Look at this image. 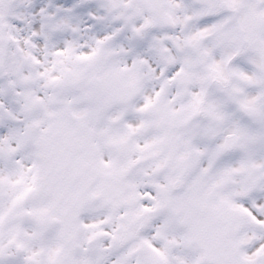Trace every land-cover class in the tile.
Wrapping results in <instances>:
<instances>
[{
    "label": "rangeland",
    "instance_id": "rangeland-1",
    "mask_svg": "<svg viewBox=\"0 0 264 264\" xmlns=\"http://www.w3.org/2000/svg\"><path fill=\"white\" fill-rule=\"evenodd\" d=\"M148 22L161 27L146 31ZM165 37L192 41L196 57L180 49L184 62ZM204 62L207 87L186 90L183 109L202 113L182 120L164 108L167 92L183 81L176 70L189 65L197 78ZM228 132L238 143L225 149ZM148 149L157 165L167 149L180 164L174 177L190 164L194 206L190 231L158 214L134 251L133 234L126 238L121 219L102 207L103 194L147 172L166 184L168 171L139 166ZM58 184L62 204L78 199L88 209L67 232L59 219L70 210L55 209ZM201 191L220 228L210 229L214 250L202 252L193 243L200 231H192ZM44 209L48 221L30 218ZM154 256L159 264H264V0H0V264H154Z\"/></svg>",
    "mask_w": 264,
    "mask_h": 264
},
{
    "label": "flooded vegetation",
    "instance_id": "flooded-vegetation-1",
    "mask_svg": "<svg viewBox=\"0 0 264 264\" xmlns=\"http://www.w3.org/2000/svg\"><path fill=\"white\" fill-rule=\"evenodd\" d=\"M224 3V1L222 2ZM162 16V15H161ZM160 16V17H161ZM159 17V20H160ZM170 19V18H169ZM162 25H164L162 23ZM168 27L172 26V23L170 22ZM161 25L159 23H154V28L157 29L160 28ZM174 39V38H173ZM172 38L165 37L166 42L174 49H176V52L179 53L182 57L185 58L184 62L188 61V57L184 54L181 53L180 49H185L191 56L196 57L193 52L191 51V44H193L192 41H189L188 43L185 42H180L179 40L174 41ZM204 40V39H203ZM202 50V54L204 55V46L202 42H199ZM117 53H114L116 55ZM150 55V53H149ZM174 69V67H173ZM190 70V67L184 66L183 70H176V75L180 77L181 79L183 78V81L181 80L180 84L176 83H171V88L170 92H167L169 95V100L166 105H164L165 109H170L171 112H174V114L182 118V120L186 117V120L190 119H197L200 114L202 113L201 108L199 107L198 110L191 112H185L183 109H188L190 108V105H188V98L189 96L186 93V90H189L190 88L194 89L195 87L197 88H203L204 90L206 89V83H204L205 80V62L198 65L196 68L197 71V78L194 74L188 73ZM127 71L125 70L124 72L119 73V80L121 81L123 77H127L126 73ZM123 75H120L122 74ZM214 81V78H213ZM185 82V83H183ZM213 85V84H212ZM194 103L197 102L193 101ZM206 102V100L202 101ZM65 104H67L65 102ZM88 106V104L86 105ZM85 106V107H86ZM67 107L70 109V112H72L71 108L69 105ZM82 107H84L82 105ZM182 108V109H180ZM195 108V107H194ZM62 113H65L66 120H68L69 117V110L67 111H62ZM109 121V119L106 118V122ZM70 122V121H67ZM65 126V125H64ZM180 126V125H179ZM176 127V126H175ZM124 131L128 135L126 137V141H130L132 138V131L129 129L128 125H124ZM161 133V132H160ZM75 132L71 133V139L76 142L77 137H75ZM172 136H175L174 134ZM176 137V136H175ZM52 138V137H50ZM69 137L66 136V140ZM55 138L54 140H56ZM52 140V141H54ZM117 146L121 149L123 146V141H118ZM46 146L43 147V149ZM67 149V147H64ZM180 148V147H178ZM45 150V149H44ZM174 150V148H172ZM95 151V150H94ZM145 155L148 159H139V166L142 165H152L151 171H154L155 169L160 170L161 172H169V179L164 183L163 180L165 179H159L154 177L155 172L152 173H144L143 176H139V178L130 185H127L126 182L120 184V185H113L111 188H106L103 198L105 199V202H102L103 206L106 208V204L109 209H111V213H115L118 218L121 219L122 222V227L121 230L124 231V236L130 237L133 234L134 241L136 242L133 246L134 251H137L142 245V235L146 231H149L151 228H153V220L157 221L155 218L156 215L162 214V213H167L172 215L174 218H179V226L181 229H188L187 231H190V227L188 225L189 222V214H190V208L191 204L194 206V186L192 188H188L186 184V180L189 178L187 176V172L190 171V164H182L183 172L184 174L178 175L177 177H174L172 175V172L174 170V167L178 164H175L177 162L174 161L173 159H169V154L167 149L161 153L163 158L161 161H165L166 163L157 165V158L159 157L158 154L155 153L154 150L148 149L144 150ZM151 151V153H150ZM179 149H176V152H178ZM138 153H142L143 155V150H139ZM141 155V156H142ZM182 155V154H181ZM189 157V155H184V159L182 161H186L185 159ZM197 166H198V160H197ZM199 171V170H198ZM139 172H141V168L139 167ZM193 184L195 185V182L197 183L198 190L200 188H204V180H203V175L201 173H193ZM165 175V174H164ZM180 176V177H179ZM180 182V184H179ZM188 189H191L189 191ZM62 186L61 184L57 185V193L58 195L55 197V209H59V211L62 210V208H66L70 210V212L64 211L62 214L60 221H63L66 227V232L69 231V225L70 223H73V219L76 215H82L84 214L85 217L87 216L88 209L84 207V205H77L78 199H74L73 201L69 200L66 202V204H62ZM131 197H134V205H125L123 208L120 207L119 202L120 200L127 201ZM198 213H199V219L197 222V227L192 226V231L197 230L200 231L199 237L194 238V244L198 245L199 251L202 252L204 247L207 246H212V250H214V245L215 241H210L208 242V239L215 238V234L211 233V228L215 227L217 229V233H219V227L217 226L216 223H211L210 219L212 218V215L216 216L218 215L215 207H212V213L211 214H206L205 213V204H206V195L203 191L199 193L198 196ZM136 200V202H135ZM68 204V206H67ZM46 210V209H44ZM160 210V211H158ZM223 211H227L229 214L231 210L227 207H224L222 209ZM48 215H52L49 210H46ZM67 215H69V218L67 219ZM75 215V216H74ZM111 215V214H110ZM153 216V219H152ZM219 216V215H218ZM97 217V215H96ZM54 218L53 216L51 219ZM57 218V217H56ZM132 220V222H131ZM215 220H220V219H215ZM78 222V221H77ZM74 225V224H73ZM202 226V227H199ZM81 229L79 228V231ZM210 230V231H208ZM78 231V233H79ZM151 232V230H150ZM208 233V234H206ZM204 240H206L207 243H204ZM121 242H125L124 239L121 240ZM128 243V242H127ZM152 252V251H151ZM154 264H159L161 263V258L158 256L153 257ZM71 261V260H70Z\"/></svg>",
    "mask_w": 264,
    "mask_h": 264
},
{
    "label": "water",
    "instance_id": "water-1",
    "mask_svg": "<svg viewBox=\"0 0 264 264\" xmlns=\"http://www.w3.org/2000/svg\"><path fill=\"white\" fill-rule=\"evenodd\" d=\"M161 20L164 23H166V24H168L169 21H170V19H169L168 16H162L161 17ZM152 26H153L152 24H148V25L144 26V29L145 30H149L150 28H152ZM116 80H117V78H116ZM237 143H238V135L237 134L230 132V133H226L224 135V138H223V146L225 148L230 149L233 146H236ZM135 202H136V200H135ZM119 205H120L121 208L124 207L125 205H131V206H133L134 205V197H131L127 201H124L123 199L120 200ZM32 215H33V217H31V218H36L38 221H40V217L37 216V214L36 215L35 214H32Z\"/></svg>",
    "mask_w": 264,
    "mask_h": 264
},
{
    "label": "bare ground",
    "instance_id": "bare-ground-1",
    "mask_svg": "<svg viewBox=\"0 0 264 264\" xmlns=\"http://www.w3.org/2000/svg\"><path fill=\"white\" fill-rule=\"evenodd\" d=\"M40 219H41V220H44V221L48 220V219H49V215H48V213H47L46 211L41 212V214H40Z\"/></svg>",
    "mask_w": 264,
    "mask_h": 264
},
{
    "label": "trees",
    "instance_id": "trees-1",
    "mask_svg": "<svg viewBox=\"0 0 264 264\" xmlns=\"http://www.w3.org/2000/svg\"><path fill=\"white\" fill-rule=\"evenodd\" d=\"M210 248H212V246Z\"/></svg>",
    "mask_w": 264,
    "mask_h": 264
}]
</instances>
